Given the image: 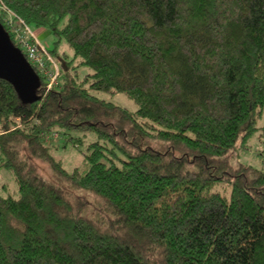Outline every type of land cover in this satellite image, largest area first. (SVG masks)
Returning a JSON list of instances; mask_svg holds the SVG:
<instances>
[{"label": "trees", "instance_id": "trees-1", "mask_svg": "<svg viewBox=\"0 0 264 264\" xmlns=\"http://www.w3.org/2000/svg\"><path fill=\"white\" fill-rule=\"evenodd\" d=\"M0 9L16 48L8 12L48 30L59 68L48 92L37 75L33 102L0 79V170L18 193L0 195V264H264V172L229 163L264 118V0H0ZM61 41L76 66L58 56ZM78 67L91 71L83 81ZM86 83L137 110L97 99ZM69 133L98 139L83 170H65L44 142L68 135L65 146Z\"/></svg>", "mask_w": 264, "mask_h": 264}, {"label": "rangeland", "instance_id": "rangeland-1", "mask_svg": "<svg viewBox=\"0 0 264 264\" xmlns=\"http://www.w3.org/2000/svg\"><path fill=\"white\" fill-rule=\"evenodd\" d=\"M3 18L7 19L8 16L7 18L3 16ZM8 21H13L12 16L9 17ZM29 29L33 32L36 39L47 49V51H52L54 49V43L56 39L50 34L48 30L39 29L37 31V29L33 27H29ZM57 54L61 59L63 58L67 62L72 61V67L79 63V59H74L72 50L64 41H61L57 46ZM53 58L55 59L54 61L57 62L56 57L54 56ZM88 74H91V71L86 67L77 68V76L79 81H83L84 77ZM84 88L88 91V93L95 96L99 100L109 102L132 113L137 110L134 102L123 94L94 92L89 90L87 83L84 84ZM263 122L264 118L259 120L256 126V131L248 138L244 146L242 148L239 146L237 147L234 154L231 156V159L229 160V163L232 167L247 166L264 172V144L260 139V129L263 126ZM69 134L71 136V140L66 141L65 146L64 143L68 138V135L60 136L59 138L57 137L56 140L49 141V143L54 145L51 154L56 160L62 161L64 169L68 172H71L74 168L83 170L84 158L89 154V146L97 142L98 139L93 133ZM77 140H79V142H77ZM74 141L76 142L75 146L72 145V142ZM34 162L38 167L40 175L46 180L51 181L52 172L49 166L39 160H35ZM0 195L2 197L12 198H17L18 196L17 185L13 177L8 171L4 169L0 170Z\"/></svg>", "mask_w": 264, "mask_h": 264}, {"label": "built area", "instance_id": "built-area-1", "mask_svg": "<svg viewBox=\"0 0 264 264\" xmlns=\"http://www.w3.org/2000/svg\"><path fill=\"white\" fill-rule=\"evenodd\" d=\"M5 11V10H4ZM8 16V18H7ZM12 16L13 21H8ZM5 17L9 31L13 34L20 52L25 57L31 68L39 75L45 83V91L48 92L57 86L59 68L51 58L47 49L36 39L33 32L22 21L15 20L13 14L8 12ZM57 135L44 136V142L56 140Z\"/></svg>", "mask_w": 264, "mask_h": 264}, {"label": "water", "instance_id": "water-1", "mask_svg": "<svg viewBox=\"0 0 264 264\" xmlns=\"http://www.w3.org/2000/svg\"><path fill=\"white\" fill-rule=\"evenodd\" d=\"M0 79L8 82L22 100L33 102L40 80L0 24Z\"/></svg>", "mask_w": 264, "mask_h": 264}, {"label": "crops", "instance_id": "crops-1", "mask_svg": "<svg viewBox=\"0 0 264 264\" xmlns=\"http://www.w3.org/2000/svg\"><path fill=\"white\" fill-rule=\"evenodd\" d=\"M39 29H37V31H38ZM35 35H36V33H35Z\"/></svg>", "mask_w": 264, "mask_h": 264}]
</instances>
